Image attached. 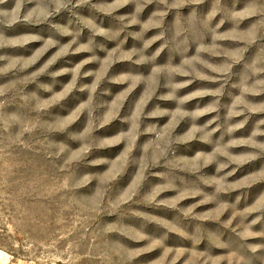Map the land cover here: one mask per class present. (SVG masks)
Segmentation results:
<instances>
[{
  "label": "rangeland",
  "instance_id": "rangeland-1",
  "mask_svg": "<svg viewBox=\"0 0 264 264\" xmlns=\"http://www.w3.org/2000/svg\"><path fill=\"white\" fill-rule=\"evenodd\" d=\"M0 264H264V0H0Z\"/></svg>",
  "mask_w": 264,
  "mask_h": 264
}]
</instances>
